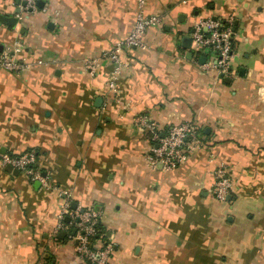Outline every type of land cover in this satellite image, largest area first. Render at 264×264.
Listing matches in <instances>:
<instances>
[{
  "label": "crops",
  "instance_id": "0c3cea01",
  "mask_svg": "<svg viewBox=\"0 0 264 264\" xmlns=\"http://www.w3.org/2000/svg\"><path fill=\"white\" fill-rule=\"evenodd\" d=\"M138 2L36 0L17 18V2L0 0V54L27 66L0 69V154L35 150L44 179L0 163V264H78L56 232L61 192L72 209L100 213L106 264H264V0H144L160 24L144 49L121 52L110 92V65L90 74L83 60L116 48ZM206 19H233L229 78L200 68L207 51L184 47ZM140 116L161 134L195 124L202 146L154 170ZM220 164L232 184L224 202L212 196Z\"/></svg>",
  "mask_w": 264,
  "mask_h": 264
},
{
  "label": "built area",
  "instance_id": "2783aa9c",
  "mask_svg": "<svg viewBox=\"0 0 264 264\" xmlns=\"http://www.w3.org/2000/svg\"><path fill=\"white\" fill-rule=\"evenodd\" d=\"M17 2V18L31 13L36 9V0H10ZM144 0L138 2V14L130 32L117 42L114 50L102 52L99 57L83 60L84 69L95 74L103 62L110 65L107 88L110 92L116 91V84L122 73L121 52L124 50L144 49L143 37L149 28L160 24V17L147 16L143 12ZM233 19L225 21L206 19L194 26L192 33L191 50L196 57L210 55L208 61L200 65L204 71H211L222 78H229L232 71L233 59ZM0 69L18 74L27 69L22 61L16 60L8 51L0 54ZM137 126L147 134L152 146L146 155V162L154 170H171L186 160L193 148L201 147L200 130L195 124H181L172 127L165 134H161L158 125L146 116L136 120ZM0 163L24 174L30 182H44L37 168V153L29 150L20 155L0 154ZM229 171L220 164L213 172L212 196L218 202H224L231 190ZM62 197L58 213L57 231H65L67 242H72L78 264H106L112 251V245L99 247L96 236L100 221V213L95 210H81L71 208V201ZM67 220V222H66Z\"/></svg>",
  "mask_w": 264,
  "mask_h": 264
},
{
  "label": "water",
  "instance_id": "95a60500",
  "mask_svg": "<svg viewBox=\"0 0 264 264\" xmlns=\"http://www.w3.org/2000/svg\"><path fill=\"white\" fill-rule=\"evenodd\" d=\"M3 21H4L5 23H7V25L10 26V27H14L15 24L17 23V20H16L15 18H7V17H6V18L3 19ZM191 32H192V30H191ZM182 41H183V43H184V45H185L184 47L187 48V49H189V48H190V45H191V42H192V38H191L190 36H184V37L182 38ZM187 57L190 58V57H191V53H188ZM6 170H7L8 172H10V173H13V174H18V173H19V172L16 171V170H12L10 167H6ZM59 237H60L61 239H63V237H64V233L61 232V233L59 234Z\"/></svg>",
  "mask_w": 264,
  "mask_h": 264
},
{
  "label": "trees",
  "instance_id": "16d2710c",
  "mask_svg": "<svg viewBox=\"0 0 264 264\" xmlns=\"http://www.w3.org/2000/svg\"><path fill=\"white\" fill-rule=\"evenodd\" d=\"M102 235V231H101V227H100V224L98 225L97 227V233H96V236L92 239H97L98 237H101Z\"/></svg>",
  "mask_w": 264,
  "mask_h": 264
}]
</instances>
